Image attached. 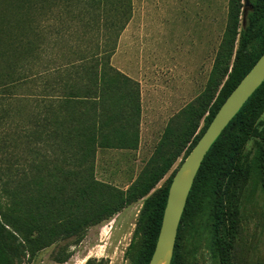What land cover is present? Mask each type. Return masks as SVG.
Wrapping results in <instances>:
<instances>
[{"label":"rangeland","instance_id":"rangeland-1","mask_svg":"<svg viewBox=\"0 0 264 264\" xmlns=\"http://www.w3.org/2000/svg\"><path fill=\"white\" fill-rule=\"evenodd\" d=\"M7 3L5 6L6 2L0 0V86L33 80L38 87H57L59 93L51 94L60 97L69 85L89 82L86 73L79 75L76 67L87 70L91 66L98 75V86L103 85L99 79L109 67L125 74L138 83L140 90L138 147L98 149L90 166L78 170L84 177L123 189L140 174L157 171L177 148L176 142L188 128L190 108L197 107L207 86L226 30L229 0ZM134 13L139 14V21L129 26ZM3 103L0 100V195L9 187L5 184L6 169L20 166L21 155H28L21 149L16 153L7 149L8 139L20 134ZM261 120L264 122V114ZM203 126L202 120L200 128ZM33 135L34 178L48 172L38 168L43 160L49 167L70 168L63 162L61 148L52 142L45 144L39 130ZM254 145L251 138L245 146L246 153L251 154ZM185 157L186 152L149 196L173 180ZM249 176L236 183L227 181L224 186V220L228 221L221 233L226 239L233 233L230 264H264V172L256 178ZM146 199L89 228L83 241L75 237L40 251L32 264H142L145 234L135 231ZM196 225L198 229L194 231L193 223L183 221L176 264H220L211 258L209 232L203 231L200 222ZM68 254L66 263L54 260Z\"/></svg>","mask_w":264,"mask_h":264},{"label":"trees","instance_id":"trees-1","mask_svg":"<svg viewBox=\"0 0 264 264\" xmlns=\"http://www.w3.org/2000/svg\"><path fill=\"white\" fill-rule=\"evenodd\" d=\"M3 2L8 6V0ZM249 2L244 11V0H229L227 26L215 64L197 107L190 108L188 128L176 142L177 148L157 171L140 174L126 189L84 177L78 169L88 168L98 149H137L142 113L138 83L109 67L99 79L103 85L98 86L93 68L84 70L80 66L76 67L80 70L77 72L84 73L83 76L86 73L89 82L69 85L60 97L51 94L59 93L57 87H38L33 80L0 86V100L20 134L8 139L7 149L28 153L26 157L21 155L20 166L10 165L6 169L5 184L9 187L0 195V264H32L40 251L59 241L75 237L83 241L89 228L110 220L144 198L147 199L135 234L144 232L142 264L150 263L172 181L153 195L149 196L150 193L182 153L189 155L227 97L264 53V0ZM263 114L264 82L207 152L188 197L171 264L177 262L176 249L185 219L193 223L194 231L198 229L196 222H200L203 231L209 232L211 258L230 264L233 233L227 239L221 233L228 221L224 220V186L227 181L236 183L243 177L263 174ZM202 120L204 126L200 128ZM37 130L45 136V144L52 142L61 148L68 170L49 167L48 161L43 160L38 168L48 172L34 178L31 144ZM251 138L255 147L249 154L245 146ZM69 258L68 254L54 260L66 263Z\"/></svg>","mask_w":264,"mask_h":264},{"label":"water","instance_id":"water-1","mask_svg":"<svg viewBox=\"0 0 264 264\" xmlns=\"http://www.w3.org/2000/svg\"><path fill=\"white\" fill-rule=\"evenodd\" d=\"M245 9L250 5L244 0ZM264 82V53L222 104L210 125L173 177L155 251L149 264H171L178 229L202 162L230 121Z\"/></svg>","mask_w":264,"mask_h":264},{"label":"crops","instance_id":"crops-1","mask_svg":"<svg viewBox=\"0 0 264 264\" xmlns=\"http://www.w3.org/2000/svg\"><path fill=\"white\" fill-rule=\"evenodd\" d=\"M138 16H139V14L136 15V14L134 13L132 19L130 20L129 26L131 25V23H135V22H138V21H139V19H137V21H136V17H138ZM143 22H144V19H143ZM128 30L130 31V28H129Z\"/></svg>","mask_w":264,"mask_h":264}]
</instances>
